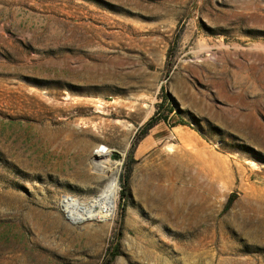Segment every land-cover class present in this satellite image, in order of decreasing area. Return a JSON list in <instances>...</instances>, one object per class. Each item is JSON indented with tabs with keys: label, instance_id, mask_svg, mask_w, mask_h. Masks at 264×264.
<instances>
[{
	"label": "rangeland",
	"instance_id": "1",
	"mask_svg": "<svg viewBox=\"0 0 264 264\" xmlns=\"http://www.w3.org/2000/svg\"><path fill=\"white\" fill-rule=\"evenodd\" d=\"M0 264H264V0H0Z\"/></svg>",
	"mask_w": 264,
	"mask_h": 264
},
{
	"label": "bare ground",
	"instance_id": "2",
	"mask_svg": "<svg viewBox=\"0 0 264 264\" xmlns=\"http://www.w3.org/2000/svg\"><path fill=\"white\" fill-rule=\"evenodd\" d=\"M93 158V157H92ZM120 162L110 159V151L100 152L94 156L91 165L103 178L110 177L113 171H117ZM115 173V172H114ZM114 176V175H113ZM112 178V177H111ZM118 191L116 177L110 179L100 193L91 198L87 203H75L65 205V216L74 224L87 221H104L109 219L115 209Z\"/></svg>",
	"mask_w": 264,
	"mask_h": 264
},
{
	"label": "trees",
	"instance_id": "3",
	"mask_svg": "<svg viewBox=\"0 0 264 264\" xmlns=\"http://www.w3.org/2000/svg\"><path fill=\"white\" fill-rule=\"evenodd\" d=\"M165 118L161 117V116H158V112L156 111L152 116L151 118L146 122V124L144 125V130L147 131L149 130L150 128H152L155 124L159 123L160 121H164ZM143 135V134H142ZM137 137L136 140H139L141 137Z\"/></svg>",
	"mask_w": 264,
	"mask_h": 264
}]
</instances>
